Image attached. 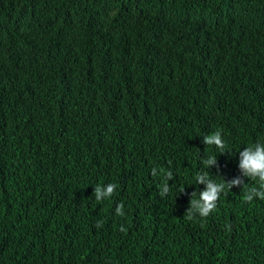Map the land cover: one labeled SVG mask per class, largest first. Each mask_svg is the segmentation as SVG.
<instances>
[{"label": "trees", "instance_id": "obj_1", "mask_svg": "<svg viewBox=\"0 0 264 264\" xmlns=\"http://www.w3.org/2000/svg\"><path fill=\"white\" fill-rule=\"evenodd\" d=\"M256 146L264 0H0V264H264Z\"/></svg>", "mask_w": 264, "mask_h": 264}, {"label": "clouds", "instance_id": "obj_2", "mask_svg": "<svg viewBox=\"0 0 264 264\" xmlns=\"http://www.w3.org/2000/svg\"><path fill=\"white\" fill-rule=\"evenodd\" d=\"M215 142L218 146H222V141L220 139V133L217 132L214 135L207 138V142L211 144ZM243 160L241 162V168L245 171V174L251 179L259 180V190L253 188L252 193L258 195L260 199H264V148L256 146L255 151L253 147L247 148L243 153ZM209 163L214 162L209 160ZM233 183H239V181H234ZM115 185H109L107 192L110 194ZM230 187V186H229ZM224 188L223 184L214 185L212 183L208 184V188L201 194L199 202L194 201L193 203L199 207L201 216H208L211 211L216 207V201L219 198L220 191ZM100 192L97 188L96 198L99 200ZM245 200L251 202L253 200L252 195L245 194ZM121 207H123L121 205ZM122 214V213H121Z\"/></svg>", "mask_w": 264, "mask_h": 264}]
</instances>
